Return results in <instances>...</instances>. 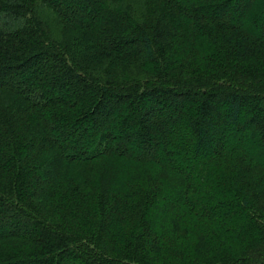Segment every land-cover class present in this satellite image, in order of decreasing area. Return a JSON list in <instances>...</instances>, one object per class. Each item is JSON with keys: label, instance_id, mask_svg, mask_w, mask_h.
Segmentation results:
<instances>
[{"label": "trees", "instance_id": "16d2710c", "mask_svg": "<svg viewBox=\"0 0 264 264\" xmlns=\"http://www.w3.org/2000/svg\"><path fill=\"white\" fill-rule=\"evenodd\" d=\"M78 2L0 0V264H264V0Z\"/></svg>", "mask_w": 264, "mask_h": 264}, {"label": "rangeland", "instance_id": "374dc122", "mask_svg": "<svg viewBox=\"0 0 264 264\" xmlns=\"http://www.w3.org/2000/svg\"><path fill=\"white\" fill-rule=\"evenodd\" d=\"M243 1V0H242ZM245 1V0H244ZM234 2V1H233ZM235 3V2H234ZM232 8H228L226 9V11H224L225 14L223 15H230V19L233 20L234 19V11H235V5L232 4L231 6ZM75 13H76V16H79L81 17L86 11H88V6L84 3V2H81V0H79L78 2V10L76 8V10H73ZM169 110H165L164 111V115L168 113ZM161 113V112H160ZM160 113H156L157 116H159ZM245 126V125H244ZM251 131L252 129L254 128H250ZM112 131H114V136L116 137L117 134H118V131L117 129H112ZM73 138V137H72ZM137 139V142L136 141H131L128 145L129 147L132 149V150H135L136 152H141L143 150V148L145 147V143L143 142L142 138H139L138 136H136ZM240 139H242V137H240ZM249 141H253V143L249 144L250 145H258L259 146V143H257V138L256 137H251L249 138L247 141L244 140V145H248ZM82 148V146H81ZM83 149V148H82Z\"/></svg>", "mask_w": 264, "mask_h": 264}]
</instances>
